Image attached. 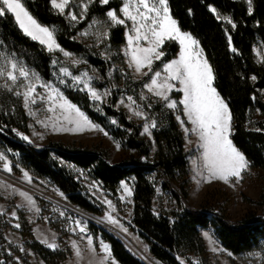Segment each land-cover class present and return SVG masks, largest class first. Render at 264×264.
Returning a JSON list of instances; mask_svg holds the SVG:
<instances>
[{"label": "trees", "instance_id": "1", "mask_svg": "<svg viewBox=\"0 0 264 264\" xmlns=\"http://www.w3.org/2000/svg\"><path fill=\"white\" fill-rule=\"evenodd\" d=\"M51 1L22 0L38 23L54 27V37L61 48L82 57L98 70L104 80L95 82V87H111L106 102L91 99L84 89L61 74L60 66L65 64L59 60V53L49 52L44 45L24 35L15 18L8 13L0 17V52L13 54L41 78L52 82L123 148L134 150L136 154L111 163L109 152L99 146L67 145L60 141L33 144L29 140L28 117L20 97L0 90V149L12 152V167L16 171L26 169L33 176L48 180L68 202L96 216L103 215V207L88 193L74 169L88 171L112 193H116L122 180L132 177L130 221L158 264H181V261L183 264H208L201 235V230L207 227L213 229L222 247L232 254L264 250V184L254 201L260 212L250 211L237 222L230 221L223 211L206 206L193 208L188 202L190 170L180 126V120H184L181 105L170 109L163 99L145 88L151 75L176 55L178 44L166 41L161 49L165 55L162 60L154 61L153 71L135 78L121 52L125 27L112 24L107 16L109 10L119 13L121 0H108L107 4L93 0L84 20L76 26L64 13L57 11ZM168 6L180 29L198 41L213 69V85L232 116L230 139L234 146L251 166L264 169V100L260 95L264 88V61L257 62L254 53L256 42L264 48V0H251V5L247 0H168ZM93 18L107 23L108 57L75 38L77 31ZM111 68L113 71L109 75ZM122 95L130 96L156 122L151 139L146 138L142 126L117 105ZM255 112L259 113L260 119L256 120L254 128H250L249 120ZM152 174L160 178V187L170 194L175 209L154 213L152 202L156 190ZM18 220L17 231L24 245L45 264H63L69 256L67 248L46 247L34 238L30 224L21 213ZM9 228L6 216L0 212V264L12 261L7 248L20 256L22 264H30L16 245L7 242L5 235ZM89 230L93 235L100 234L109 244L111 254L119 264H146L106 228L91 223Z\"/></svg>", "mask_w": 264, "mask_h": 264}, {"label": "rangeland", "instance_id": "2", "mask_svg": "<svg viewBox=\"0 0 264 264\" xmlns=\"http://www.w3.org/2000/svg\"><path fill=\"white\" fill-rule=\"evenodd\" d=\"M92 1L93 0H70L63 13L73 26H76L84 20L87 11L85 10V6L88 7ZM121 1L122 5L120 9L124 4V0ZM59 2L60 0H57V3ZM247 2L249 3V0H247ZM56 10L59 11L58 9ZM72 15L77 17L76 20L71 19ZM116 15L119 19H125L124 14L121 11H119L118 14L116 13ZM108 19L112 24H114L109 17ZM126 25L127 27L124 25L125 43L121 47V52L124 55L125 62L131 70L132 75L135 78H141L144 75L142 73L135 72L134 65L130 67L131 56L128 51L127 40L128 35L130 34L129 29L132 26V21L126 20ZM42 26L49 28V30L53 32L54 37L53 26ZM75 38L83 42L85 45L100 51L102 56H109L107 23L105 21L98 18L91 19L83 28L77 31ZM176 43L178 44V42ZM44 46L47 49V46ZM53 51L59 53V60L65 64L64 66H60L61 74L70 78L80 88L84 89L89 94L91 99L97 101L98 103L106 102L111 93V87H95V82H101L104 80L96 68L87 64L82 57L74 55L60 46ZM179 51L180 45L178 44V51L172 59L178 58ZM64 52H68L69 56H65ZM254 53L256 61L263 63L264 48L259 41L254 45ZM203 56L205 58L204 53ZM5 59L19 61L23 64V62L16 58L13 54L0 52V67L4 66ZM24 66L30 71V73L35 72L26 65ZM162 68L163 66L157 71L162 72ZM63 69H66L67 71H62ZM112 71L113 69L111 68L108 74L111 75ZM144 71L147 72L148 70L144 69ZM153 74L151 77H153ZM39 78L40 80L36 82L37 95L34 97L36 99V103H30L26 108L24 105L23 92L26 91L25 86L30 81L19 78L17 83L13 85L11 81L0 77V90L9 91L14 95H16V92L21 93L18 97H20L28 117L29 140L33 144L44 145L50 141H60L67 145L87 147L99 146L105 148L109 152L111 163H117L127 156L136 154L134 150L123 148L118 141L113 139L112 136L106 132L105 129H103L96 122L92 121L77 105L69 101L61 90L58 89L52 82L45 80L40 76ZM41 83H46L51 87H41ZM149 83L150 79L146 82V84ZM85 84L88 86L85 87ZM4 85H7V87H4ZM53 88L62 93V95L71 104L79 108V110L83 112L96 127L93 129L83 128L82 130L77 131L66 130L72 129L75 126L69 124L63 119L64 115H68V113L59 107L62 101L58 98L53 101L48 100L50 93L53 96L55 95V93H52ZM91 91H96L100 96V99H94L91 96ZM260 95L264 100V88L260 90ZM41 97H43V99H41ZM129 97L130 96L122 95L119 98L117 105L125 109L128 116L142 126V134L146 138L151 139L152 128L150 127L149 134L144 132V126L145 124L151 125L152 119L148 117L147 113H145L132 98L130 100ZM169 97L170 101L178 102L183 98V93L172 91L169 93ZM165 102L167 104L169 101ZM53 104L56 105L55 111L49 112L48 108ZM181 109L183 112V105H181ZM136 112L141 113V115L137 116L135 114ZM72 115L74 116V113H72ZM183 116V121L185 123L181 124L180 120V126L184 134L185 149L188 153L187 157L190 170V182L187 198L189 204L193 208L206 206L223 211L227 218L233 222L239 221L250 211L259 213V207L256 203H254V201L258 198L264 184V169L250 165L249 169L242 173L243 179L239 183H235L234 178H230L228 184L216 179H212L211 182H207L203 178L207 175L206 171L203 170L204 149L200 146L201 141L198 136L191 131L193 125L188 122V119L184 114ZM258 119H260V115L258 112H255L249 120V127L254 128L255 122ZM185 129H188V131ZM105 133H107V135H105ZM0 154L5 157L4 160H0V212L6 216L10 224V228L6 231V240L11 244L16 245L21 254L26 256L30 264L45 263L37 254L24 245L23 239L17 231V227H15V225L19 224V213H21L30 224L34 238L39 240L46 247H48V243H54L56 248L65 247L69 250V256L63 264H112L113 261L114 264H119L114 259L112 254L108 256L102 250L101 242H103V244H107L108 246L109 244L102 240L100 234L93 235L90 232L89 224L91 223L104 228L106 227V229L109 228L110 232L112 231L120 237L122 242L131 252L133 249L137 253L143 252L151 259L145 242L138 235L130 221L133 208L132 192L134 180L132 177L122 180L116 189V193H112L110 190L104 188L98 180L94 179L88 171L77 168L74 169L77 178L85 186L88 193L103 207V215L99 217L103 219L104 222H93L97 219L90 221L82 218L69 211L65 205H60L49 198L33 192V189H37L52 197L66 200L65 196L56 187L51 185L48 180L33 176L23 168H19L18 171H16L12 167L11 151L7 149H0ZM5 164L8 165L11 171L5 170ZM25 173H27V177L25 176ZM151 180L153 181L156 190V194L152 202V209L154 213L158 214L163 210L175 209L176 205L174 200L170 197V194L167 191H163L160 187V178L156 174H152ZM234 183L235 186H232ZM125 185L131 191V195H128L125 191ZM21 193H24L25 195H21ZM109 201H111V206L108 203ZM113 209L115 210L113 211ZM13 213H15V215H13ZM109 216H111L116 223L110 222L108 220ZM81 227L85 228L84 232L80 231ZM124 229H127V231H124ZM205 234H207V236ZM122 235L129 238L132 246L128 245ZM201 235L204 239L208 253V264H264L263 249L235 255L222 247L214 236V232L211 227L202 229ZM89 238L93 241L92 245L87 243ZM44 241H47V243ZM6 252L12 255V261L10 264H22L18 254H13L9 248L6 249ZM1 261L2 259L0 258V262Z\"/></svg>", "mask_w": 264, "mask_h": 264}, {"label": "snow or ice", "instance_id": "3", "mask_svg": "<svg viewBox=\"0 0 264 264\" xmlns=\"http://www.w3.org/2000/svg\"><path fill=\"white\" fill-rule=\"evenodd\" d=\"M69 2L70 0H60L57 3V0H52V6L63 13ZM101 2L107 4L108 0H101ZM249 5H251V0H249ZM85 10H87V6H85ZM120 11L124 14L125 19H119L116 13L111 10L107 12V16L114 24H121L126 27V20L132 21L127 45L131 56L130 67L134 65L135 72L143 75L152 72L154 61L162 60L165 55L161 51L165 42H178L180 45L178 58L165 62L162 72L155 71L153 77L150 78V83L146 84L145 87L155 96L164 101H169L167 107L170 109H176L177 104L183 105V114L187 117L188 122L193 125L191 131L198 136L201 141L200 146L204 149L203 170L206 171L207 175L203 178L207 182L216 179L225 184L229 183L230 178H234L235 183H239L243 179L242 173L249 169L250 162L229 138L232 116L227 103L213 86V69L208 60L204 58L198 41L190 33L181 31L177 21L170 15L168 0H124ZM6 13L15 18L16 24L24 35L33 41H38L41 45H46L49 52L59 47L53 37V32L38 23L22 0H0V17ZM249 13H251V7H249ZM76 18L75 15L71 16L72 20H76ZM235 26L233 24V27ZM229 40L231 41V37ZM64 55L69 56V53L64 52ZM144 69L148 71L145 72ZM62 71L66 72L67 70L63 69ZM0 77L11 81L13 85L17 83L19 78L30 81L25 86L26 91L23 92L24 105L27 108L30 103H36L34 98L37 95L36 82L40 80L37 73H30L19 61L5 59L4 66L0 67ZM252 79L255 80L256 77L253 76ZM40 86L51 87L46 83H41ZM87 86L85 84V87ZM172 91L183 93V98L178 102L170 101L169 93ZM52 93L55 95L50 93L48 100L53 101L58 98L62 101L59 107L68 113V115H64L63 119L75 126L66 130L77 131L83 128L93 129L96 127L79 108L71 104L57 89L53 88ZM16 95L20 96L21 93L16 92ZM91 96L94 99H100L96 91H91ZM129 99L131 100V97ZM55 107L56 105L53 104L48 108V111L54 112ZM135 114L141 115L139 112ZM177 119L180 120V116H177ZM183 123L185 122L181 120V124ZM156 126L155 121H152L151 125L145 124L144 132L149 133L150 127L155 128ZM185 130L188 131V129ZM24 139L28 138L24 137ZM4 159L5 157L0 154V160ZM5 170L11 171L7 164H5ZM25 176L27 177V173ZM235 183L232 186H235ZM124 187L128 195H131L127 186ZM21 195L25 194L21 193ZM108 203L111 206V201ZM108 220L116 223L111 216L108 217ZM15 227L19 228L20 225L17 224ZM80 231L84 232L85 228L81 227ZM205 235L207 236V234ZM44 242L47 243V241ZM87 243L92 245V239L89 238ZM101 244L102 250L110 256L109 246L103 242ZM47 246L52 249L56 248L54 243H48Z\"/></svg>", "mask_w": 264, "mask_h": 264}, {"label": "bare ground", "instance_id": "4", "mask_svg": "<svg viewBox=\"0 0 264 264\" xmlns=\"http://www.w3.org/2000/svg\"><path fill=\"white\" fill-rule=\"evenodd\" d=\"M33 192H35V193H37V194H39V195H42V196H44V197H46V198H49V199H51L52 201H54V202H56V203H58V204H60V205H66V200H62V199H58V198H55V197H52V196H50V195H48V194H46V193H44V192H41L40 190H37V189H33L32 190ZM75 214L76 215H78V216H80V217H82V218H85V219H87V220H90V221H93V220H95V219H97L96 217H93V216H91V215H89V214H86V213H83V212H75ZM94 218V219H93ZM96 221H100L99 219H97ZM101 222V221H100ZM122 237L124 238V240L128 243V245L129 246H132V243H131V241L129 240V238L128 237H126V236H124V235H122ZM134 250V249H133ZM135 251V250H134ZM136 252V251H135ZM137 253V252H136ZM140 257H142L143 259H145L146 261H149V262H151V260H150V258H148L143 252H138L137 253Z\"/></svg>", "mask_w": 264, "mask_h": 264}, {"label": "water", "instance_id": "5", "mask_svg": "<svg viewBox=\"0 0 264 264\" xmlns=\"http://www.w3.org/2000/svg\"><path fill=\"white\" fill-rule=\"evenodd\" d=\"M66 208L69 210V211H71V212H73V213H75V212H83V213H86V214H89V215H91V216H93V217H96L97 219H99L101 222H104L103 221V219H101L99 216H96V215H93V214H91V213H88V212H86V211H83L82 209H80L79 207H77V206H74L73 204H71L70 202H66ZM100 221H93V222H100ZM106 228V227H105ZM109 231H110V229L109 228H107ZM112 232V231H111ZM116 237H118L119 239H120V237L116 234V233H114V232H112ZM121 240V239H120ZM122 241V240H121ZM132 250V249H131ZM132 252L138 257V258H140L143 262H145L146 264H158L155 260H153L152 258L150 259L151 260V262H149V261H146L145 259H143L142 257H140L135 251H133L132 250Z\"/></svg>", "mask_w": 264, "mask_h": 264}]
</instances>
